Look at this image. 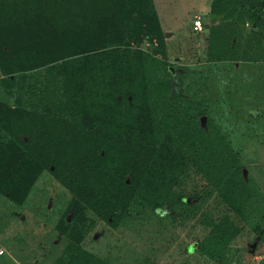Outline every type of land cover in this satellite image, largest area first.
I'll use <instances>...</instances> for the list:
<instances>
[{
	"label": "trees",
	"instance_id": "1",
	"mask_svg": "<svg viewBox=\"0 0 264 264\" xmlns=\"http://www.w3.org/2000/svg\"><path fill=\"white\" fill-rule=\"evenodd\" d=\"M119 1L0 0V66L5 82L15 84L13 103L0 101V193L22 204L47 171L72 194L78 216L115 228L134 204L196 217L200 203L190 204L187 192L198 195L200 176L207 199L217 194L242 211V152L220 128L202 127L205 110L173 90L166 63L118 42L91 46V34L115 24ZM139 3L152 7L159 28L153 0ZM211 13L264 28V0H215ZM217 30L210 31L209 57L221 62L235 46ZM206 224L203 247L220 257L240 228L228 216H206ZM68 264L100 263L78 250Z\"/></svg>",
	"mask_w": 264,
	"mask_h": 264
},
{
	"label": "rangeland",
	"instance_id": "2",
	"mask_svg": "<svg viewBox=\"0 0 264 264\" xmlns=\"http://www.w3.org/2000/svg\"><path fill=\"white\" fill-rule=\"evenodd\" d=\"M214 1L153 0L158 28L154 21L152 25L150 5L120 0L114 4L115 24H103L91 34L90 44L118 42L166 63L173 90L184 91L205 110L202 127L220 128L226 141L242 152L243 210L225 205L217 194L207 199L206 184L198 176V195L192 198V191L187 192L190 204L200 203L196 217H180L179 207L166 212L134 204L114 228L89 213L78 216L72 194L46 171L22 204L0 193V264H68L78 250L100 264H264V28L212 14ZM195 16L206 24L202 32L193 29ZM214 29L219 39L228 38V45L235 46L225 61L209 57ZM22 76L18 72L14 81ZM5 81L0 66V101L11 105L9 91L15 84ZM206 216L217 222L228 216L240 228L227 249L214 256L220 257L211 258L208 246L203 247L211 231Z\"/></svg>",
	"mask_w": 264,
	"mask_h": 264
},
{
	"label": "built area",
	"instance_id": "3",
	"mask_svg": "<svg viewBox=\"0 0 264 264\" xmlns=\"http://www.w3.org/2000/svg\"><path fill=\"white\" fill-rule=\"evenodd\" d=\"M193 29L195 32H202L205 29V25L201 16H195L193 21Z\"/></svg>",
	"mask_w": 264,
	"mask_h": 264
},
{
	"label": "crops",
	"instance_id": "4",
	"mask_svg": "<svg viewBox=\"0 0 264 264\" xmlns=\"http://www.w3.org/2000/svg\"><path fill=\"white\" fill-rule=\"evenodd\" d=\"M204 25L206 26L205 22H204ZM206 28V27H205ZM198 33V32H197Z\"/></svg>",
	"mask_w": 264,
	"mask_h": 264
},
{
	"label": "water",
	"instance_id": "5",
	"mask_svg": "<svg viewBox=\"0 0 264 264\" xmlns=\"http://www.w3.org/2000/svg\"><path fill=\"white\" fill-rule=\"evenodd\" d=\"M207 28V27H206ZM167 36H170V35H167Z\"/></svg>",
	"mask_w": 264,
	"mask_h": 264
}]
</instances>
